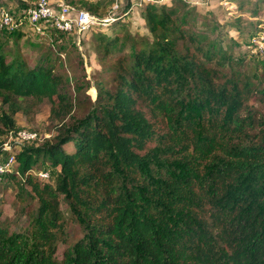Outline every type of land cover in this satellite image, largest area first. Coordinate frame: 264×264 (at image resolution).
<instances>
[{
  "label": "trees",
  "instance_id": "obj_1",
  "mask_svg": "<svg viewBox=\"0 0 264 264\" xmlns=\"http://www.w3.org/2000/svg\"><path fill=\"white\" fill-rule=\"evenodd\" d=\"M83 7L100 17V3ZM184 9L181 1L146 4L149 37H98L100 59L121 40L130 51L103 67L87 106L63 93L78 83L56 71L48 51L32 67L18 52L8 61L0 52L4 101L47 99L61 123L81 111L51 140L15 155L8 176L36 197L38 232L29 244L0 225V264H57L58 195L85 231L60 264H264V133L248 137L254 128L237 113L227 50L194 29ZM157 119L165 133L154 129ZM0 126H14L1 109Z\"/></svg>",
  "mask_w": 264,
  "mask_h": 264
},
{
  "label": "rangeland",
  "instance_id": "obj_2",
  "mask_svg": "<svg viewBox=\"0 0 264 264\" xmlns=\"http://www.w3.org/2000/svg\"><path fill=\"white\" fill-rule=\"evenodd\" d=\"M177 1L185 4L184 10L192 18L194 29L202 31L209 39L220 40L227 50V78L240 105L237 113L246 122L252 121L254 129L249 130L247 135L256 141L260 133H264V58L254 54L249 42L256 32L262 30L258 29L259 26L264 28V0H61L73 11L85 10L84 3L98 2L100 17H112L110 24L95 26L81 36L49 31L45 35L35 34L24 19L36 0H0V20L1 11L11 18V24L0 29V52L7 61L11 59V52H18L32 67L43 52L48 51L47 57L50 62H55L56 71L75 78L78 83L77 86L71 84L63 93L72 96L74 103L87 106L95 99L94 87L100 83L98 77L103 73V67L115 66L130 51L128 43L121 40L111 54L100 59L97 38L105 40L126 32L131 39L149 37L142 17L145 5L171 6ZM17 34L21 35L15 39ZM55 107L47 99L18 100L8 97L4 101L0 97L1 113L9 115L14 122L13 129L8 132L0 126L3 132H7L0 135V167H4L3 173L0 172V225L8 231V236L19 234L29 244L38 232L35 222L38 201L27 185L20 186L24 189L23 194L19 185L9 178L14 161L10 164L8 161L10 157L15 160V155L23 149L39 147L46 140H51L61 124L68 127L81 117V111L74 109L61 123L52 116V108ZM154 129L160 134L165 133L164 121L157 119ZM21 131L35 132L37 139L22 142L18 138ZM154 144L149 143L147 147L151 148ZM64 150L69 151V147L65 146ZM31 172L32 176L41 179L37 173ZM48 173L51 175L50 171ZM52 177L48 183L54 187L55 174ZM57 199L60 221L54 231L52 257L60 264L64 251L83 238L85 231L81 215L62 195H58Z\"/></svg>",
  "mask_w": 264,
  "mask_h": 264
},
{
  "label": "built area",
  "instance_id": "obj_3",
  "mask_svg": "<svg viewBox=\"0 0 264 264\" xmlns=\"http://www.w3.org/2000/svg\"><path fill=\"white\" fill-rule=\"evenodd\" d=\"M61 0H36V3L27 10L24 21L33 29L31 32L45 35L47 30H56L65 35L81 36L93 30L95 26L107 25L112 21V17H98L85 10L73 11L68 5L62 4ZM11 24V18L1 11L0 29ZM17 26V24L15 25ZM256 32L249 42L250 49L254 54L264 58V28ZM20 141H33L37 139L35 132L21 131L18 133ZM10 157L8 163H12ZM14 164V162H13ZM4 167H0L3 173ZM5 172V171H4ZM42 180L48 178L45 171L37 173Z\"/></svg>",
  "mask_w": 264,
  "mask_h": 264
}]
</instances>
